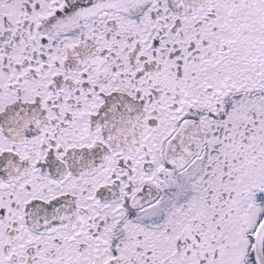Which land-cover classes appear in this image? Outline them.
<instances>
[{
	"label": "snow or ice",
	"instance_id": "obj_1",
	"mask_svg": "<svg viewBox=\"0 0 264 264\" xmlns=\"http://www.w3.org/2000/svg\"><path fill=\"white\" fill-rule=\"evenodd\" d=\"M0 264H264V0H0Z\"/></svg>",
	"mask_w": 264,
	"mask_h": 264
}]
</instances>
